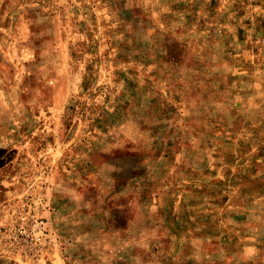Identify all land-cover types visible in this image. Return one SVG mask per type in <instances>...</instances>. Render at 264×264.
<instances>
[{
    "label": "rangeland",
    "instance_id": "1",
    "mask_svg": "<svg viewBox=\"0 0 264 264\" xmlns=\"http://www.w3.org/2000/svg\"><path fill=\"white\" fill-rule=\"evenodd\" d=\"M0 264H264V0H0Z\"/></svg>",
    "mask_w": 264,
    "mask_h": 264
},
{
    "label": "built area",
    "instance_id": "2",
    "mask_svg": "<svg viewBox=\"0 0 264 264\" xmlns=\"http://www.w3.org/2000/svg\"><path fill=\"white\" fill-rule=\"evenodd\" d=\"M37 203L35 205H31V202H25L24 203V209L23 215L26 216L25 221L23 224H16V222L12 225L13 226V232H12V239L16 243H21V241L28 245L29 247L32 248L33 246V240H34V235L33 231L35 229L40 228V222H38L37 215L39 211V205L41 204V197H36ZM12 245L13 242H12ZM38 258L40 257L41 254H38Z\"/></svg>",
    "mask_w": 264,
    "mask_h": 264
}]
</instances>
